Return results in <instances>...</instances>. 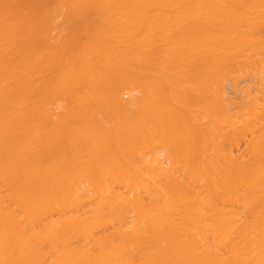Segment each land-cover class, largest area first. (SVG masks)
<instances>
[{
    "label": "bare ground",
    "instance_id": "6f19581e",
    "mask_svg": "<svg viewBox=\"0 0 264 264\" xmlns=\"http://www.w3.org/2000/svg\"><path fill=\"white\" fill-rule=\"evenodd\" d=\"M0 264H264V0H0Z\"/></svg>",
    "mask_w": 264,
    "mask_h": 264
}]
</instances>
